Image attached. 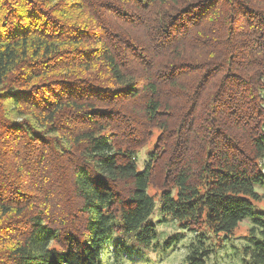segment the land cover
I'll return each mask as SVG.
<instances>
[{
    "label": "trees",
    "instance_id": "obj_1",
    "mask_svg": "<svg viewBox=\"0 0 264 264\" xmlns=\"http://www.w3.org/2000/svg\"><path fill=\"white\" fill-rule=\"evenodd\" d=\"M262 188L264 0H0V264L158 252V213L264 264Z\"/></svg>",
    "mask_w": 264,
    "mask_h": 264
},
{
    "label": "rangeland",
    "instance_id": "obj_2",
    "mask_svg": "<svg viewBox=\"0 0 264 264\" xmlns=\"http://www.w3.org/2000/svg\"><path fill=\"white\" fill-rule=\"evenodd\" d=\"M157 133L153 136V140L149 145L142 148L138 155L139 169L143 168L144 161L148 158V151L154 146L156 142ZM151 191L155 188L151 187ZM260 192H264V188L260 189ZM259 206H264V200L259 201ZM261 207V208H262ZM155 222L158 226L159 237L155 240L159 242L160 249L158 252H152L150 254L143 253L140 248L136 252H117L116 247L113 243H109L105 255L103 258V264H183L185 262V257L189 252L190 245L192 243H197L196 240L197 232L193 230L179 229L177 221L173 220L171 216H163L160 213L154 214ZM167 218L168 221L164 219ZM251 226V220L245 219L240 223L237 229L234 231L233 238L225 242V247L219 249L220 247L215 246L217 238L215 235L208 232L205 228H201L206 236L205 243L202 246L209 248H218L214 251L208 258V264H243V260L246 255L238 246H243L251 241L249 238V228ZM174 234L179 238L178 243L175 246L168 247L165 244L170 235ZM246 236V237H245ZM247 238V239H246ZM253 241V240H252ZM165 248V249H164Z\"/></svg>",
    "mask_w": 264,
    "mask_h": 264
}]
</instances>
